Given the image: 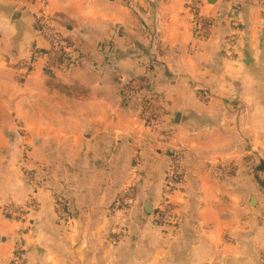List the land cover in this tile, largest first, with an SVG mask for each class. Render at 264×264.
I'll list each match as a JSON object with an SVG mask.
<instances>
[{
	"label": "crops",
	"instance_id": "crops-1",
	"mask_svg": "<svg viewBox=\"0 0 264 264\" xmlns=\"http://www.w3.org/2000/svg\"><path fill=\"white\" fill-rule=\"evenodd\" d=\"M257 1L0 0V264L18 239L26 264H264ZM189 3L211 24L203 39ZM39 11L67 41L65 58L46 55ZM34 45L42 56L23 75ZM137 78L157 100L156 128L127 101ZM174 157L177 223L162 231L153 217ZM31 191L19 236L2 208Z\"/></svg>",
	"mask_w": 264,
	"mask_h": 264
},
{
	"label": "built area",
	"instance_id": "built-area-1",
	"mask_svg": "<svg viewBox=\"0 0 264 264\" xmlns=\"http://www.w3.org/2000/svg\"><path fill=\"white\" fill-rule=\"evenodd\" d=\"M257 6L264 13V0H258ZM234 12H239L240 5L234 3L232 5ZM189 9L191 13V22L194 29V35L197 39H203L206 34L209 33L211 24L203 18L198 12L197 6L194 3H189ZM234 26L237 27L238 21L234 19ZM33 30L39 38H41L46 44V55L51 61H57L60 58H65L69 53V46L67 41L61 36L59 31L53 25L50 18L43 12L39 11L33 15ZM230 40H227L229 43ZM42 56V52L37 49V47L32 46L30 49V56L24 66L23 73L30 70L31 66L34 64L35 60ZM29 72V71H28ZM131 94L132 92H140L142 90L141 86L147 85V82L144 80H135L131 84ZM147 100L149 102V112L146 117L145 125L153 127L157 122L156 118V98L153 94H148ZM178 157H174L172 160V165L169 168V171L165 174L163 179V187L161 193V199L159 205L157 206L156 214L153 217L155 226L157 228H162L168 230L174 228L177 223V217L174 212L171 199L181 184V175L177 172L175 164H178ZM23 176L25 180L31 185L36 186L38 182L35 180L33 174L29 171H23ZM35 192L31 191L28 195L26 202L23 205H14L10 204L2 208V212L10 220L15 221L21 225L27 224V215L31 212L36 206ZM55 205L59 209V213L62 215V219L65 218L66 212H64V207L66 204L63 199L60 197H55ZM117 208L114 207V209ZM163 231V230H162ZM10 264H26V251L24 247V242L22 239H18L13 247V251L10 257Z\"/></svg>",
	"mask_w": 264,
	"mask_h": 264
},
{
	"label": "rangeland",
	"instance_id": "rangeland-1",
	"mask_svg": "<svg viewBox=\"0 0 264 264\" xmlns=\"http://www.w3.org/2000/svg\"><path fill=\"white\" fill-rule=\"evenodd\" d=\"M22 69H24V68H22ZM28 71H30V70H28ZM28 71H26V72L28 73ZM23 75H24V73H23ZM147 96H148L147 92L146 91L144 92V90H141L140 93H139V95H137V96H134V95L133 96H129L128 97V100H127L128 102H130V101L133 102L134 100H136L137 102H140V104H141L140 111H144L145 110V107H147L146 110H145L146 112L144 114V117L142 118L143 121H147V118L148 117H146V116H147V114L149 112V110H148V108H149V102L147 100ZM155 120L157 121L155 123H158V121L160 120L159 113L158 112H156V118H155ZM156 127H157V125H154L153 126V128H156ZM156 212H157V210H155L154 215L156 214ZM27 220H28V216H27ZM27 225L28 224H26L24 226L23 225L21 226V230H20L19 236L21 235V233L24 232V230H26ZM158 229L164 231V229H162V228H158ZM172 229L173 228H170L168 230L171 231ZM168 230H165V231H168Z\"/></svg>",
	"mask_w": 264,
	"mask_h": 264
},
{
	"label": "trees",
	"instance_id": "trees-1",
	"mask_svg": "<svg viewBox=\"0 0 264 264\" xmlns=\"http://www.w3.org/2000/svg\"><path fill=\"white\" fill-rule=\"evenodd\" d=\"M140 79H141V78H140ZM140 79L137 78V79H134V80L129 81V82L125 85V86L127 87V90H128V91H131L130 88L128 87V86L131 84V82H133V81H135V80H140ZM142 79H143V78H142ZM147 89H148V88H147ZM144 92H145V91H144ZM139 93H140V92H132V94H130V96H133V95H134V96H137V95H139ZM125 97H126V96H125ZM125 97L122 98V99H123V104H124V102L127 100V98H125ZM127 97H128V96H127ZM146 108H147V107H145V110H146ZM145 110L142 111V113H141V114H142V117H144V114H145V112H146ZM176 168H177V166H176L174 169H175L177 172H179ZM178 168H179V167H178ZM179 169H180V168H179ZM30 173L32 174V172H30ZM34 175H35V174H34Z\"/></svg>",
	"mask_w": 264,
	"mask_h": 264
},
{
	"label": "water",
	"instance_id": "water-1",
	"mask_svg": "<svg viewBox=\"0 0 264 264\" xmlns=\"http://www.w3.org/2000/svg\"><path fill=\"white\" fill-rule=\"evenodd\" d=\"M176 117H178V115H176ZM146 211H147V212H150V210H149V206L146 207Z\"/></svg>",
	"mask_w": 264,
	"mask_h": 264
}]
</instances>
